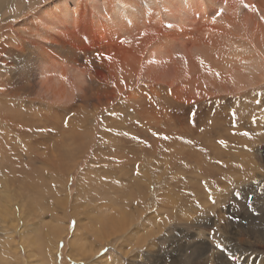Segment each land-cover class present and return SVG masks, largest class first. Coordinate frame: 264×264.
<instances>
[{"label":"rangeland","instance_id":"1","mask_svg":"<svg viewBox=\"0 0 264 264\" xmlns=\"http://www.w3.org/2000/svg\"><path fill=\"white\" fill-rule=\"evenodd\" d=\"M50 1L0 0V93L13 91L18 95L0 97L12 103L18 116L10 119L0 109V159L4 151L14 158L12 165L10 161L0 160V204L7 200L6 193H1L4 179H17V182L27 178L14 182V186L27 195L26 201L36 212L35 218L26 213L22 219L17 211L9 216L4 231H0V264H264V81L260 86L243 89L231 84L234 71L227 67L221 55L230 58L231 54L226 53L230 48L228 37L219 38L223 43L218 42L214 49L205 47L209 57L193 47L197 41L182 49L178 47L179 53L173 52L174 55L165 50L164 54L154 55L144 45L147 25L157 7L148 5V0H137L138 13L133 10L136 19L128 18L116 24L110 21L114 0L99 3V11L88 0H73L68 4V15H62L60 6L55 9L50 6L45 14H34ZM53 25L56 27L51 31ZM38 45L46 46L56 55L55 59L66 64L72 65L69 57L66 58L70 51L75 50L78 55L83 77L79 82L67 75L71 83L66 88L70 92L69 100H47L38 92L40 80L34 65ZM75 84L79 88H72ZM95 119L99 131L108 137L114 135L117 140L97 144L101 150L123 154L127 158L125 169L134 176H144V185L133 183V179L124 180L132 183L124 203L106 196L114 190L100 189L106 188L102 186L105 182L98 181L91 167L90 178H85L83 188L77 190V179L83 171L72 169V154L60 157L55 150L56 144L62 142L63 130L72 133L73 128L76 131L86 128L87 131ZM4 120L13 123L20 134L7 131L6 125L2 126ZM32 132L36 133L29 139L19 136ZM97 140L98 136L94 135L96 143ZM158 141L168 147L158 146ZM78 142L86 144L88 138L82 137ZM22 153L36 159L31 164L33 173L25 170L26 161L20 159L26 156ZM163 156L166 160L160 167L157 160ZM103 168L109 170L104 165ZM159 168L161 173L166 168L165 178L160 172L154 173ZM111 172L113 178L115 173ZM92 177L96 180L89 183ZM170 177L178 185L176 190L167 189L165 181L168 183ZM162 180L161 189L153 191L154 183ZM66 181L71 184L67 185L69 192L75 188L74 196L62 192ZM29 184L34 188L32 195L27 193V188L23 189ZM142 188L138 197H133ZM69 197L74 205L77 200L75 206L82 215L78 217L86 227H92V234L85 235L83 228H76V218L66 216L74 211ZM160 199L164 206L157 210L156 202L161 203ZM169 206H173L172 213L167 209ZM89 213L90 220L86 216ZM106 220L108 224L116 221L112 230L120 231L110 232ZM9 233L15 235L14 240ZM99 233H105L103 246L99 244ZM79 234L82 237H75ZM29 254L32 256L28 258Z\"/></svg>","mask_w":264,"mask_h":264},{"label":"bare ground","instance_id":"2","mask_svg":"<svg viewBox=\"0 0 264 264\" xmlns=\"http://www.w3.org/2000/svg\"><path fill=\"white\" fill-rule=\"evenodd\" d=\"M89 2H91V5L93 8L96 9V11H99V3L105 1V0H88ZM144 1V0H143ZM146 1V0H145ZM69 2H73V0H52L50 2H47L46 4H44L43 6H41L40 8L37 9V11L34 14L37 13H47L49 11H47V9L51 6L52 8H56L58 6H60L62 9L61 11L64 13L62 15H68L69 14V7L68 4ZM137 0H114V4L112 5L111 8V12H110V21L114 22L115 24L118 23L119 21L122 20H126L128 18L130 19H136L137 16L136 14L138 13L137 8L139 6V3H136ZM98 3V4H97ZM107 3V2H106ZM112 3V2H111ZM142 4V2H140ZM146 3V2H145ZM144 4V2H143ZM148 5H156L157 7L155 8V13L152 16V19H150V23H148V28L146 31V36H145V42L144 45L146 47H148V49L150 50V52H153V54H160L163 53V51L165 50L166 53L173 54V52H176L178 47H186L187 45L194 43L197 41V43H195V45L193 46L197 51H199L201 53V55H203L204 57H209L206 48L205 47H213V49L215 48V45L218 46V42H222V40L219 41V38H223L225 39L226 37L227 40L229 42L230 48L227 49L226 53H230V58H225L224 57V53L221 54L223 57V61H227L226 65L227 67H231V69H233L234 74H232V77L230 78V82L231 84L235 87V88H250V87H254V86H260L263 84L264 81V0H243V3H241V0H148L147 2ZM245 5H252L253 7H245ZM105 6V5H104ZM108 6V5H107ZM59 7V8H60ZM154 7V6H153ZM102 8V7H101ZM104 8V7H103ZM107 8V7H106ZM143 8V6H142ZM147 8V7H146ZM134 9H136V14L135 11H133ZM145 10V8H143ZM148 9V8H147ZM154 9V8H153ZM58 10V9H57ZM107 10V9H106ZM152 10V9H150ZM148 10V11H150ZM133 11V12H131ZM90 12V11H89ZM147 12V11H146ZM87 13V12H86ZM32 14V15H34ZM141 14V12H140ZM145 15H147V13L144 12ZM151 13H149L150 15ZM152 15V14H151ZM112 16V19H111ZM93 17V16H92ZM99 18V17H98ZM145 18V16H144ZM149 18V17H148ZM147 18V20H148ZM106 18H103L102 20H104ZM107 20V19H106ZM146 20V21H147ZM109 21V20H108ZM144 21V19H143ZM99 22V20H98ZM130 21H128L129 23ZM134 22V21H133ZM140 22V21H139ZM46 24V23H45ZM122 24V23H121ZM127 24V23H126ZM101 25V24H100ZM105 25V23H104ZM131 25V23H130ZM133 25V24H132ZM103 26V24H102ZM111 26V25H109ZM116 26V25H115ZM135 26V25H134ZM144 26V24H143ZM41 27V26H40ZM56 26H51V31L55 30ZM125 27V26H124ZM127 27V25H126ZM145 27V26H144ZM109 28V27H108ZM108 28H106L108 30ZM132 28V27H131ZM103 29V28H102ZM110 29V28H109ZM113 29V28H112ZM122 29H124L122 27ZM144 29V28H143ZM133 30V29H132ZM145 30V29H144ZM233 30L235 32H233ZM111 31V30H110ZM129 31V30H128ZM139 31V30H137ZM73 32V31H72ZM112 33H114L113 31H111ZM110 32V33H111ZM136 32V31H135ZM144 32V31H143ZM230 32V33H229ZM47 33V32H46ZM101 33V32H100ZM117 33V32H116ZM123 35V33H122ZM129 35V34H127ZM131 35V34H130ZM136 35V34H135ZM142 35V34H141ZM126 36V35H124ZM121 37V36H120ZM143 37V36H142ZM230 37V38H229ZM110 38V37H109ZM114 38V36H113ZM129 38V37H128ZM134 38V37H132ZM230 39H233L232 41H230ZM114 40V39H113ZM218 40V41H217ZM176 42V43H175ZM178 42V43H177ZM67 43V42H66ZM223 43V42H222ZM59 44V43H58ZM219 44V45H220ZM193 45V44H192ZM223 45V44H222ZM32 46V45H31ZM39 48L38 50L34 53V65L36 67V71H37V76L40 80L39 85L38 86V92L43 95L44 98H46L47 100H69L71 97L70 96V92H66V88L69 87V80H67V75L73 77V79L80 81V78L83 77V74L81 73V71H79V67H81L80 61L78 60V55L74 53L75 50L70 51L68 55H66L68 58L69 57V61L72 65L70 64H66L64 63L62 60H57L55 59L56 55L54 53H51V51L47 48H50V44H48L47 48L45 47H40V45H38ZM59 46L61 47V45L59 44ZM58 46V47H59ZM66 46V45H65ZM64 47V46H63ZM223 47V46H222ZM62 48V47H61ZM60 48V49H61ZM70 48V47H69ZM126 48V47H125ZM221 48V47H220ZM59 49V50H60ZM64 48H62L63 50ZM152 49V50H151ZM182 49V48H181ZM65 50V49H64ZM194 50V49H193ZM61 51V50H60ZM128 51V50H127ZM148 51V50H147ZM179 51V50H178ZM177 51V52H178ZM185 51V50H184ZM195 51V50H194ZM209 51V50H208ZM118 52V51H117ZM181 52V51H180ZM221 52V50H220ZM179 53V52H178ZM164 54V53H163ZM175 54V53H174ZM173 54V55H174ZM177 54V53H176ZM215 55V52H214ZM93 56V55H92ZM229 56V55H228ZM218 57V56H217ZM59 58V57H57ZM199 58V57H198ZM235 60H232V59ZM229 61V62H228ZM67 62V63H68ZM80 65V66H77ZM235 65V66H233ZM105 66V65H104ZM226 67V68H227ZM238 67V68H237ZM221 69V68H220ZM230 69V70H231ZM228 70V69H227ZM229 71V70H228ZM232 71V72H233ZM148 74V73H147ZM230 74V73H229ZM2 76V75H1ZM85 77V76H84ZM180 79V78H179ZM5 80V79H4ZM67 83H66V81ZM84 80V79H83ZM96 80V79H95ZM110 80V79H109ZM112 80V79H111ZM85 81V80H84ZM88 82V81H87ZM91 82V80H90ZM100 83L102 85H105L102 81H96V83ZM92 83V82H91ZM1 84V83H0ZM3 85V84H2ZM78 84L73 85L72 88H79L77 86ZM99 86V85H98ZM83 87V86H82ZM96 87V86H94ZM108 87V86H107ZM2 89V88H1ZM68 89V88H67ZM75 90V89H74ZM156 92V91H155ZM24 93V92H23ZM72 94V93H71ZM4 97L6 98L7 96H11L12 98H16L17 93L13 92V91H9V92H4V93H0V97ZM23 99V98H22ZM51 102V101H50ZM98 107V106H97ZM0 109H2V111L5 110V113L8 114V118L10 119H14L17 115H15L14 111H13V106L12 103L7 102L6 100L0 98ZM26 110V109H25ZM135 110V109H134ZM61 112V111H60ZM134 113V112H133ZM2 114V113H1ZM30 114V113H29ZM22 115V114H21ZM91 115V114H90ZM1 118V117H0ZM3 118V117H2ZM7 118V117H6ZM18 118V116L16 117ZM113 119V118H112ZM7 120H4V122H2V126L5 124L6 127L5 129H7V131L13 132L14 134L18 135L20 134V131L17 132V130L14 127L13 123H7L5 122ZM32 121V120H30ZM36 121V120H35ZM33 122V121H32ZM46 123V122H45ZM91 123V122H90ZM115 123V122H113ZM45 125V124H43ZM78 125V124H77ZM112 125V124H111ZM1 126V127H2ZM101 126V125H100ZM113 126V125H112ZM104 127V126H103ZM111 127V126H110ZM45 128V127H44ZM65 128V127H64ZM116 128V127H115ZM3 129V127H2ZM15 129V130H13ZM77 129V128H76ZM110 129V128H109ZM120 129V128H119ZM118 129V130H119ZM99 125L97 123V119L92 121L91 126L89 127V130L86 131V128H80V130L76 131L75 128H73V132L68 133V131L63 130L61 133V139L62 142H58L56 144V151L58 153V155L60 157H66L72 154L74 156L73 160H74V164L72 166V169L74 171H83L82 173H80V177L79 179H77V183H78V188L77 190H81V184H83V182L85 181V178H90L88 175L89 174V168H94L95 170L93 171L96 175H97V179H99L98 181L104 180V184H102V186H106L105 187H98L100 189L103 190H107L109 188H112L111 190H114V192H108L106 194V196H108V198H110V200H114V201H119L120 203H122L123 201H125L127 198H124L126 196V194H129V192H127L128 190L131 192V186H132V179L134 180L133 183H137L140 185H144V176L143 175H133L132 172L129 169H125L127 168V166L125 165V162L127 160V158H125V156L123 154L117 153V152H105L103 149L101 150V147H99L97 144L99 143H103L104 145L107 144L108 140L109 141H117L114 138V135L112 137H108L106 134H104V131H99ZM6 131V130H5ZM6 131V132H7ZM39 131V130H38ZM4 132V130H3ZM30 132V131H29ZM51 132V131H50ZM53 132V131H52ZM68 134H67V133ZM28 133V132H27ZM36 133V132H35ZM32 132V134H26L23 133L22 136L25 139H29L33 136V134H35ZM40 133V132H39ZM115 133V132H114ZM264 133V132H263ZM40 135V134H38ZM94 135L98 136V140L97 143L94 141ZM6 136V135H5ZM9 138L12 136L7 135ZM7 137V138H8ZM21 137V139H22ZM34 137V136H33ZM88 138V142L86 144H84L83 142H78V139L81 138ZM12 138V137H11ZM90 138V140H89ZM66 141H69V143L65 144ZM20 142V141H19ZM28 142V141H27ZM159 142V141H158ZM167 143V142H165ZM170 143V142H169ZM26 144V143H25ZM73 145V147L71 146ZM94 145H97L95 147H97L95 149ZM158 146H167V144H163L162 142L158 143ZM158 146L156 148H158ZM29 147V146H28ZM90 150V151H89ZM156 150V149H155ZM88 152L91 153V155L88 154V156L86 155ZM28 153V152H27ZM22 155H25L26 157H23L22 161H26L29 163H23V165L25 164L26 169L25 170H29L32 172V166L31 164H33V159L36 160L34 157H32L29 154H24L22 153ZM159 155V153H158ZM167 154H164V156ZM170 155V154H169ZM36 156V155H35ZM87 156V160L83 159V157ZM158 157L159 160H157V163L160 165L163 164V162L166 160V157ZM20 157V156H19ZM147 157H151L150 155H148ZM18 158V157H17ZM68 158V157H67ZM72 158V156H71ZM1 161H10L9 164L11 162H14V158L13 156L7 154L4 151V154H2L1 156ZM18 160V159H17ZM49 160V159H48ZM47 160V161H48ZM70 160V159H69ZM68 160V161H69ZM146 160L147 159H143ZM151 160V159H150ZM19 161V160H18ZM41 162V161H40ZM51 162V161H50ZM82 162V163H81ZM150 164V163H149ZM148 164V165H149ZM8 165V164H7ZM12 165V163L10 164ZM46 165V164H45ZM103 165L106 166L109 170L104 169ZM146 165V164H145ZM69 166V165H68ZM80 166V167H79ZM66 168V167H64ZM21 170V167H20ZM66 170V169H65ZM173 171V169H170V171ZM22 171V170H21ZM45 171V170H44ZM113 171L115 173V177L113 176V178L111 177L112 172ZM166 171V168H164V170H162L161 173V169H157L156 171L154 170V173L157 175L158 172H160V174L163 176V178H165V176L163 175V172ZM169 171V172H170ZM25 172V171H24ZM66 172V171H65ZM146 172V171H145ZM192 172V171H191ZM175 173V178H176V172ZM26 174V173H25ZM54 174V173H53ZM70 174V173H69ZM18 175V174H17ZM73 175V174H72ZM260 176V175H259ZM263 176V175H262ZM73 177V176H72ZM13 178V177H12ZM263 178V177H262ZM20 179V178H19ZM161 179V177H160ZM174 179L173 177L170 179H168V183L167 181H165V184L167 185V189H174L176 190L177 188V183L176 182H171V180ZM177 179V178H176ZM189 179V178H187ZM187 179L184 182L185 184L187 183ZM17 179L15 180H10V178L8 179H4V191H1V193L5 192L7 197L6 202H4L3 204H0V231L3 230V227L6 224L7 219L9 218V216L13 215L16 211L18 212L17 214L19 215V217H21L23 219L22 216H24L26 213L30 216H32L33 218H35L36 216V212H35V207H33V205L28 201H26L27 199V195L25 196V194L23 193V191L18 188L17 186H14V182H16ZM96 180L95 177H92L93 181ZM124 180H131L130 182H125ZM164 180V179H163ZM163 180L162 181H157L154 184L155 188L153 191L157 192L161 189V186L163 185ZM20 181H27V178L25 180H18ZM17 181V182H18ZM60 181V180H58ZM72 181V180H70ZM97 181V182H98ZM1 182V180H0ZM16 182V183H17ZM29 182V181H28ZM27 182V183H28ZM76 182V181H75ZM95 182V185L96 183ZM103 182V181H101ZM24 183V182H23ZM64 183V189L63 191L64 194L66 193V196H70L69 193H73L75 188H73L72 192H69V190L67 189V185H71L69 181L63 182ZM100 183V182H99ZM162 183V184H161ZM188 183H191V181ZM99 184V185H101ZM26 185V184H25ZM59 185H62L61 183ZM63 186V185H62ZM81 186V187H80ZM98 186V185H97ZM71 187V186H70ZM91 187V186H90ZM142 186L138 187L141 188ZM176 187V188H175ZM196 187V186H195ZM27 188V193L29 194H33L34 192V188L27 185L26 187H24L23 189H25L26 191ZM83 188V187H82ZM150 188V187H149ZM1 189V186H0ZM85 189V187H84ZM84 189L82 191H84ZM95 189V188H94ZM32 190V191H31ZM98 190V189H97ZM135 190V189H133ZM150 190V189H149ZM61 191V190H60ZM85 191H88L85 189ZM140 191H143V188L140 190H137L138 194L134 195L133 197H138V195L141 193ZM99 192V191H98ZM102 192V191H100ZM136 192V193H137ZM2 193V194H3ZM35 193V192H34ZM78 193V192H77ZM105 193V192H104ZM149 193V192H148ZM59 194V193H58ZM75 194H76V190H75ZM73 193L74 196L75 195ZM80 194V193H79ZM79 194H77L79 196ZM92 194V193H91ZM102 194V193H101ZM189 194V193H188ZM63 195V193L61 194ZM88 195V194H87ZM39 196V195H38ZM83 196V195H82ZM103 196V195H102ZM129 196V195H128ZM26 197V198H25ZM86 197V195H85ZM64 198V196H63ZM70 198V197H69ZM78 198V197H77ZM92 198V197H91ZM104 198V197H103ZM113 198V199H112ZM130 198V197H129ZM132 198V197H131ZM175 198V197H174ZM58 199V198H57ZM72 199V208L74 209V211L72 210L71 213H69V215L66 216H74L76 218V228H83V232H85L86 234H92L93 233V229L92 227H86L85 223L82 222V220L78 217L79 215H81V213L78 211V206L76 207L73 203V198ZM86 199H88L87 201H89V198L86 197ZM140 199V198H139ZM23 200V201H22ZM25 200V201H24ZM58 199V203H59ZM67 200V198L63 199ZM79 200V199H78ZM101 200V199H100ZM130 200V199H129ZM128 200V201H129ZM13 201H15L13 203ZM85 201V200H84ZM127 201V200H126ZM50 202V201H49ZM81 202V200H80ZM96 202V201H95ZM130 202V201H129ZM141 202V201H140ZM160 202H156V208L157 210L161 208V206L163 204L162 199H160ZM172 202V200H170V203ZM63 204V202H61ZM70 203V202H69ZM82 203V202H81ZM124 203V202H123ZM126 203V202H125ZM68 204V203H67ZM83 204V203H82ZM86 204V203H85ZM104 204V203H102ZM117 204V203H116ZM158 204L160 206H158ZM172 204V203H171ZM70 205V204H68ZM74 205V206H73ZM81 205V204H80ZM88 205V204H87ZM107 205V204H106ZM124 205V204H123ZM61 206V205H60ZM84 206V204H83ZM92 206V205H91ZM111 206V204H110ZM116 206V205H115ZM119 206V205H118ZM16 207V208H15ZM64 207V205H62V208ZM67 207V206H66ZM85 207H87L85 205ZM93 207V206H92ZM112 207V206H111ZM160 207V208H159ZM170 207V206H169ZM172 207L170 208L167 207V209L170 210V212L172 211ZM51 208V207H50ZM61 208V207H60ZM118 208V207H117ZM120 208V206H119ZM118 208V209H119ZM155 208V211H157ZM70 209V208H69ZM106 209V208H105ZM105 209H101L103 210V214L106 215L105 213ZM123 209V208H122ZM125 209V208H124ZM50 210V209H49ZM90 210V208H89ZM120 210V209H119ZM66 211V210H65ZM64 211V212H65ZM70 210H68L69 212ZM86 211V210H84ZM95 211V210H94ZM93 211V212H94ZM142 211V210H141ZM160 211V210H159ZM87 212V211H86ZM91 212V211H90ZM96 212V211H95ZM98 212V209H97ZM105 212V213H104ZM130 212V211H129ZM66 213V212H65ZM83 213V211H82ZM115 213V212H114ZM123 213V212H122ZM133 213V212H132ZM172 213V212H171ZM141 214V213H140ZM91 214L89 213L88 215H86L88 218ZM98 215V214H97ZM118 215V214H117ZM126 215V214H125ZM16 216V215H15ZM82 216V215H81ZM134 216V215H133ZM170 216H173V214H171ZM169 216V217H170ZM85 217V216H84ZM96 217V216H94ZM124 217V216H123ZM131 217V216H129ZM30 218V217H29ZM121 218V215H120ZM120 218H117L116 221H118ZM125 218V217H124ZM19 219V218H18ZM31 219V218H30ZM39 219V218H38ZM83 219V218H82ZM105 219V218H104ZM107 219V218H106ZM110 219V218H109ZM26 220V217H25ZM28 220V219H27ZM41 220V219H40ZM90 220V218L88 219ZM133 220V219H132ZM142 220V219H141ZM170 220V219H168ZM10 221V220H9ZM23 221V220H22ZM21 221V222H22ZM107 221V220H106ZM116 221H112L111 223L108 224V221L106 223V228L112 230V226L114 225V223ZM131 221V220H130ZM128 221V223L130 222ZM13 222V221H12ZM47 222V221H46ZM52 222V221H50ZM58 222V221H57ZM104 222V221H103ZM120 222V221H118ZM122 222V220H121ZM134 222V221H133ZM132 222V223H133ZM4 223V224H3ZM24 223V222H23ZM30 223V222H28ZM92 223V221H91ZM96 223V222H95ZM123 223V222H122ZM135 223V222H134ZM133 223V224H134ZM102 224V223H101ZM108 224V226H107ZM131 224V223H130ZM145 224V223H144ZM163 224V223H162ZM26 225V224H25ZM50 225V224H49ZM56 225V224H55ZM124 225V224H122ZM139 225V224H138ZM147 225V224H146ZM11 226V225H10ZM83 226V227H82ZM102 226V225H101ZM136 227V225H134ZM14 227V225H13ZM27 227V226H26ZM138 227V226H137ZM136 227V228H137ZM161 227V226H159ZM166 227V226H165ZM7 228V227H6ZM60 228V227H59ZM100 228V227H99ZM98 228V230H99ZM36 229V228H35ZM55 229V228H52ZM51 229V230H52ZM101 230V229H100ZM116 230V228H114V231ZM118 230L120 231V229L118 228ZM116 230V232L118 231ZM124 231L126 229H123ZM129 230V228L127 229ZM4 231V230H3ZM54 231V230H53ZM79 231V230H77ZM113 230L110 232H114ZM151 231V230H150ZM6 232V231H5ZM4 232V233H5ZM15 232V231H14ZM19 232V230H18ZM21 232V231H20ZM24 232V231H23ZM57 232V231H56ZM59 232V230H58ZM100 232V231H99ZM143 232V231H142ZM148 232V230H147ZM155 232V231H154ZM8 233V232H7ZM6 233V234H7ZM29 233V232H27ZM67 233V232H66ZM65 233V234H66ZM80 233V232H79ZM95 233V232H94ZM118 233V232H117ZM132 233V232H129ZM146 233V232H145ZM11 234V233H9ZM18 234V233H17ZM20 234V233H19ZM22 234V233H21ZM40 234V233H39ZM96 234V233H95ZM133 234V233H132ZM153 234V233H152ZM30 235V234H29ZM45 235V233H44ZM54 235V234H53ZM99 235V244L101 246H103V242L104 241V235L105 233L102 234H98ZM113 235V234H112ZM155 235V234H154ZM26 236V235H25ZM56 236V235H54ZM82 237L80 234L79 235H75V237ZM96 236V235H95ZM116 236V235H115ZM158 236V235H157ZM7 237V236H6ZM9 237H11V239H15V235L11 234ZM27 237V236H26ZM34 237V236H33ZM57 237V236H56ZM108 237V236H107ZM117 237V236H116ZM144 237V236H143ZM151 237V236H150ZM28 239L30 237H27ZM84 238V237H83ZM147 238V236H146ZM9 239V238H7ZM10 239V240H11ZM45 239V238H44ZM57 239V238H56ZM65 239V238H64ZM116 239V238H115ZM141 239V238H140ZM151 239V238H150ZM171 239V238H170ZM48 240V239H47ZM74 239L72 238V241ZM107 240V239H106ZM133 240V239H132ZM145 240V239H144ZM152 240V239H151ZM32 241V239L30 240ZM34 241V240H33ZM45 241V240H44ZM71 241V242H72ZM76 241V240H75ZM84 241V240H83ZM111 241V240H109ZM118 241V240H117ZM122 241H125L122 240ZM146 241V240H145ZM11 242V241H10ZM22 242V241H21ZM98 242V241H97ZM127 242V241H126ZM149 242V241H148ZM6 243V242H5ZM16 243V242H14ZM30 243V242H28ZM33 243V242H32ZM56 243V242H55ZM54 243V244H55ZM113 243V242H112ZM120 243V242H119ZM13 244V242L11 243ZM21 244V243H20ZM34 244V243H33ZM45 244H47L45 242ZM73 244V243H72ZM110 244V243H109ZM116 244V242H115ZM145 243H142V245ZM7 245V244H6ZM5 245V246H6ZM36 245V244H35ZM42 245V244H41ZM57 245V244H56ZM114 245V244H113ZM134 245V244H132ZM147 245V244H146ZM8 246V245H7ZM15 246V245H14ZM25 246V244H24ZM30 246V245H29ZM34 246V245H33ZM32 246V247H33ZM37 246V245H36ZM45 246V245H44ZM43 246V247H44ZM3 247V246H2ZM20 247V246H19ZM22 247V244H21ZM79 247V246H78ZM83 247V246H82ZM4 248V247H3ZM2 248V249H3ZM14 247H12L13 249ZM40 248V247H39ZM66 248V247H64ZM84 248V247H83ZM82 248V249H83ZM100 248V247H99ZM10 249V248H9ZM24 249V248H23ZM22 249V250H23ZM34 249V248H33ZM116 249V248H115ZM135 249V248H134ZM4 250V249H3ZM14 251H16L15 249H13ZM26 250V249H25ZM37 250V248H36ZM75 250V249H74ZM89 250V249H88ZM11 251V250H10ZM18 251V249H17ZM64 251V250H63ZM6 253V252H5ZM35 253V252H34ZM75 253V252H74ZM86 253V251H85ZM15 254V252H14ZM13 254V255H14ZM150 254V253H148ZM4 255V254H3ZM35 255V254H34ZM50 255V254H49ZM67 255H69L67 253ZM85 255V254H84ZM88 255V254H87ZM29 256L31 257L32 255L29 254L27 257L29 258ZM75 256V255H74ZM7 257V256H6ZM9 257V256H8ZM11 257V256H10ZM14 257V256H13ZM12 257V258H13ZM34 257V256H33ZM32 257V258H33ZM78 253H77V256ZM105 257V256H104ZM107 257V256H106ZM16 258V256L14 257ZM94 258V257H92ZM130 258V257H129ZM1 259V258H0ZM24 259V258H23ZM91 259V258H90ZM108 259V258H107ZM147 259V258H146ZM11 260V259H10ZM9 260V261H10ZM29 260V259H28ZM49 259H47L48 261ZM16 261V260H15ZM30 261V260H29ZM33 261V260H32ZM30 261V262H32ZM1 262V261H0ZM54 262V261H53ZM97 262V261H96ZM14 263V262H12ZM28 263V262H25ZM48 263V262H47ZM83 263V262H82Z\"/></svg>","mask_w":264,"mask_h":264},{"label":"snow or ice","instance_id":"3","mask_svg":"<svg viewBox=\"0 0 264 264\" xmlns=\"http://www.w3.org/2000/svg\"><path fill=\"white\" fill-rule=\"evenodd\" d=\"M241 3H243V0H241ZM245 7H253L254 8V6H252V5H245ZM157 135H159V134H157ZM245 135H247V133H245ZM165 138H167V137H165ZM220 143L221 144H224V143H226L225 141H220ZM218 247H223L222 245H218Z\"/></svg>","mask_w":264,"mask_h":264}]
</instances>
